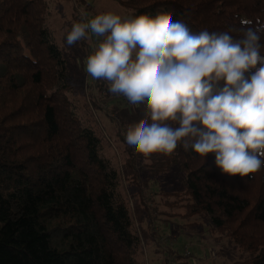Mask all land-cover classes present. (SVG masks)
I'll list each match as a JSON object with an SVG mask.
<instances>
[{
    "label": "trees",
    "instance_id": "trees-1",
    "mask_svg": "<svg viewBox=\"0 0 264 264\" xmlns=\"http://www.w3.org/2000/svg\"><path fill=\"white\" fill-rule=\"evenodd\" d=\"M54 1L0 0V264H143L137 199L156 209L164 202L167 212L207 213L215 231L242 252L231 264H264V169L250 178L229 176L214 154L203 159L183 148L142 165L122 126L116 133L128 159L114 160L112 139L95 115L102 104L89 91L96 87L106 102L112 95L104 81L80 85L90 42H78L68 55ZM112 1L125 16L168 14L193 33L227 31L241 18L264 21V0ZM173 167L183 171L185 189L161 190L155 201L142 187Z\"/></svg>",
    "mask_w": 264,
    "mask_h": 264
},
{
    "label": "clouds",
    "instance_id": "clouds-1",
    "mask_svg": "<svg viewBox=\"0 0 264 264\" xmlns=\"http://www.w3.org/2000/svg\"><path fill=\"white\" fill-rule=\"evenodd\" d=\"M262 36L258 18L193 33L168 14L108 11L87 19L82 12L66 44L89 41L87 76L123 97L130 115L140 114L124 138L135 153H212L223 173L250 178L264 169Z\"/></svg>",
    "mask_w": 264,
    "mask_h": 264
},
{
    "label": "rangeland",
    "instance_id": "rangeland-1",
    "mask_svg": "<svg viewBox=\"0 0 264 264\" xmlns=\"http://www.w3.org/2000/svg\"><path fill=\"white\" fill-rule=\"evenodd\" d=\"M83 1L84 4L82 5L77 4V0L51 2L54 9V24L58 29V38L68 55L77 51L76 44L73 46L66 44V35L71 30L76 13L79 16L83 12L87 19L108 11L125 16L122 7L112 0ZM82 65L85 66V63H81L80 66ZM79 78L80 85L82 87L87 86L89 89L91 78L88 77L87 79L83 67L80 69ZM89 94L98 100L103 107L101 113L97 110L95 115L112 139L114 147L110 146L108 153L117 162L119 160L123 162L128 159V154L124 150V144L120 141L116 129L118 126L129 127L141 116L139 113L136 115L129 114L127 102L123 97L112 96L106 102L104 95L99 93L96 87H93ZM111 115L112 118H116L112 120ZM135 159L137 163L142 162V165L146 162V159L142 157ZM136 173L141 176L144 172L138 169ZM125 184L127 190L131 191V186L127 182ZM149 184L148 188L142 187L143 191L151 193L155 201H159L161 200L159 193L161 190L179 191L185 189L184 173L177 167H173L166 172L149 176ZM141 185H143L142 181ZM132 208L143 241L140 252L143 264H231L234 260L242 257L241 250L229 237L220 235L215 231L213 222L205 212L185 215L182 208H175L171 212H167L170 209L164 202L159 201L156 209L151 206L147 207L139 199L132 202Z\"/></svg>",
    "mask_w": 264,
    "mask_h": 264
}]
</instances>
